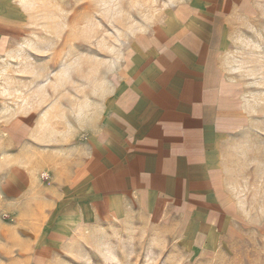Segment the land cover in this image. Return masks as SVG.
I'll use <instances>...</instances> for the list:
<instances>
[{"label": "crops", "instance_id": "0c3cea01", "mask_svg": "<svg viewBox=\"0 0 264 264\" xmlns=\"http://www.w3.org/2000/svg\"><path fill=\"white\" fill-rule=\"evenodd\" d=\"M249 4L178 0L129 46L105 94L70 103L62 91L49 106L0 108V206L27 207L41 229L139 211L211 248L226 216L222 142L241 118L218 58L227 24ZM20 9L0 0V59Z\"/></svg>", "mask_w": 264, "mask_h": 264}, {"label": "rangeland", "instance_id": "374dc122", "mask_svg": "<svg viewBox=\"0 0 264 264\" xmlns=\"http://www.w3.org/2000/svg\"><path fill=\"white\" fill-rule=\"evenodd\" d=\"M176 1L18 0L0 59V108L10 115L14 106H49L62 91L73 93L70 103L105 94L129 46ZM227 25L220 74L241 118L222 142L226 216L212 247L198 251L171 222L139 211L41 229L27 207L0 206V264H264V0H250Z\"/></svg>", "mask_w": 264, "mask_h": 264}]
</instances>
